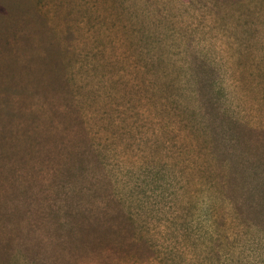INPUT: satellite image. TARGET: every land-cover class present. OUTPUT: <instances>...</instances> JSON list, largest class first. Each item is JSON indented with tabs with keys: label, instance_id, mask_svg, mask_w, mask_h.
<instances>
[{
	"label": "rangeland",
	"instance_id": "rangeland-1",
	"mask_svg": "<svg viewBox=\"0 0 264 264\" xmlns=\"http://www.w3.org/2000/svg\"><path fill=\"white\" fill-rule=\"evenodd\" d=\"M0 264H264V0H0Z\"/></svg>",
	"mask_w": 264,
	"mask_h": 264
}]
</instances>
